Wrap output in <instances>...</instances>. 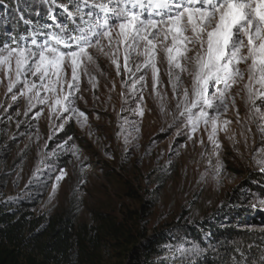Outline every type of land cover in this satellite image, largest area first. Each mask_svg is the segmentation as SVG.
Masks as SVG:
<instances>
[{
    "label": "rangeland",
    "instance_id": "obj_1",
    "mask_svg": "<svg viewBox=\"0 0 264 264\" xmlns=\"http://www.w3.org/2000/svg\"><path fill=\"white\" fill-rule=\"evenodd\" d=\"M72 5L73 0H16L10 15L0 13L1 33L16 26L18 17L27 23L46 17L43 22L67 30L75 21L82 26ZM65 9L74 15L69 17ZM93 11L94 19L102 23L104 14ZM113 19L109 16L110 22ZM26 43L22 46L31 47V42ZM162 56L157 59L160 96L153 91L152 70L143 68L142 56L133 54L128 63L131 71L124 70L123 47L118 54L119 74L104 56L98 58V68L81 72L73 107L85 113L83 126L85 118L78 122V112H64L55 105V93L40 89L36 97V90L28 92L23 82L9 93L0 71L1 200H24L32 215L45 222L69 211L76 231L97 237L100 264H124L127 239L175 230L179 220H202L237 188L245 193L251 209L264 212V187H244L257 173L264 175V132L260 130L264 105L257 100L261 112L255 113L241 92L235 97V108L229 104L228 111L219 114L208 110L218 115L212 140L211 123H200L192 132L176 109L168 65L159 62ZM138 63L140 71H136ZM27 79L39 84L36 77ZM67 79L71 80L70 69ZM184 81L190 86L187 76ZM215 92V87L209 88V96ZM65 94L66 85L61 95ZM62 171L66 175L57 181ZM113 223L122 224L120 234L110 228ZM262 223L246 228L264 232Z\"/></svg>",
    "mask_w": 264,
    "mask_h": 264
},
{
    "label": "snow or ice",
    "instance_id": "obj_2",
    "mask_svg": "<svg viewBox=\"0 0 264 264\" xmlns=\"http://www.w3.org/2000/svg\"><path fill=\"white\" fill-rule=\"evenodd\" d=\"M73 5L82 26L77 25L72 32L61 26L60 32L46 33L42 44L32 39L31 47L18 42L0 47V71L8 81L9 93L23 82L28 92L36 90V97L40 89L55 93V105L76 113L73 97L79 91L81 72L89 74L90 68H98V58L104 56L116 65L119 74L118 54L123 47L124 70L131 71L128 63L133 54L142 56L143 68L152 70L157 96V59L163 54L159 62L168 65L176 109L192 132L200 123H211L212 140L218 115H210L208 110L219 114L227 112L229 104L235 108V97L241 92L254 112H261L256 102L264 105V0H73ZM93 9L104 14L102 23L94 19ZM65 11L69 17L74 15ZM109 16L114 18L111 22ZM68 69L71 80L67 79ZM140 69L138 63L136 71ZM29 75L39 84L29 81ZM185 76L190 86H185ZM65 85L67 94L61 95ZM210 87L216 89L211 96ZM16 98L13 94L12 99ZM236 114L239 116L238 111ZM80 117L85 118L83 126L85 113L78 112V122ZM260 130L264 132V128ZM65 175L62 171L57 181Z\"/></svg>",
    "mask_w": 264,
    "mask_h": 264
},
{
    "label": "trees",
    "instance_id": "obj_3",
    "mask_svg": "<svg viewBox=\"0 0 264 264\" xmlns=\"http://www.w3.org/2000/svg\"><path fill=\"white\" fill-rule=\"evenodd\" d=\"M15 1L0 0V13L10 15ZM44 18L27 23L18 17L9 34L1 33L4 27L0 26V43L15 46L32 39L45 42L46 33L61 31L55 23L43 22ZM77 25L76 21L69 23L68 31ZM263 183L264 175L257 173L244 187L259 190ZM248 200L237 188L202 220H179L175 230L127 239L129 250L124 264H264V232L246 228L248 224L261 226L264 212L251 209ZM113 224L110 228L120 234L122 224ZM85 233L75 230L69 211L45 222L32 215L24 200L0 197V264H100L97 237ZM190 246L195 249L189 250Z\"/></svg>",
    "mask_w": 264,
    "mask_h": 264
}]
</instances>
